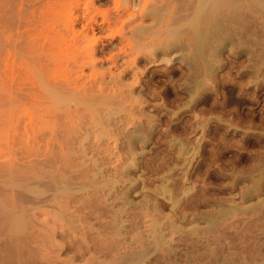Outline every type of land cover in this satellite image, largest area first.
Wrapping results in <instances>:
<instances>
[{
  "label": "rangeland",
  "instance_id": "374dc122",
  "mask_svg": "<svg viewBox=\"0 0 264 264\" xmlns=\"http://www.w3.org/2000/svg\"><path fill=\"white\" fill-rule=\"evenodd\" d=\"M46 1L47 0H0V14H1L0 15V22H1L0 25H2V28L0 26V29H2V30H0V36H1L0 37V66H2L1 64H3V59H5L7 55H8V57H10V55H12V56L14 55L15 58L17 57V59L15 60L16 68L20 64L22 65L20 68H24V66H28L29 64H32V62L29 63V60H31V59L26 57L27 54L23 55V53H25L27 51L26 49H28V52H29V50L31 49L30 48L31 45H29V44L31 43L33 45L35 41L31 42L30 38H28V37H30V31L28 30L29 33L24 31L25 29L23 26H25V25L23 22L25 19H27L33 15L32 17L34 19L31 17V20H33L32 23H34L35 18L40 16L39 9L44 5L46 6V4L44 3ZM48 1H51V0H48ZM87 1L88 2L90 1L89 5H90V8L92 10L96 11L97 9H95V8H98L97 11L99 12V10L104 11V10H108V8H109L108 11H111L109 13H112L114 15H116L118 13L119 14L122 13L123 16L125 15V19H124L125 21L124 22H125L126 28L124 27L125 29L123 31L124 38H127L128 36H130L127 34H129L128 33L129 29L132 28L133 24L135 26H139V24H141L142 26H144V25L145 26H147V25L152 26V23H154L152 21V19H150L149 16H143L144 15V9L142 6L143 0H131L132 2H135L138 5L137 4L136 5H133V4L128 5L127 3H124V2H123V4L120 3V5H119L120 8L115 9V10H114V8H117V7L113 3V0H104V1L102 0V2L100 0H87ZM41 2L43 3V5ZM53 2L55 5L56 1L52 0L51 3L53 4ZM76 2L80 3L79 7H78L79 4L77 5ZM84 2L86 3L85 0L84 1H82V0H59V2H56L57 3L56 5H58L57 7H59L61 5V7H59L60 11L62 10V7L64 8L63 10H65V11L67 9L66 12H68V11L70 12L74 9L73 12L79 11L80 15H81V13L83 11V7H84V5H83ZM156 4L160 5V3H156ZM38 6H41V7L38 8ZM68 6L70 8H68ZM54 7H56V6H54ZM102 8H105V9H102ZM130 9H131V11H130ZM31 10H32L33 14H32V12H30ZM33 10H35L37 12L36 14H38V16L37 15H36V17L34 16L35 11H33ZM116 10H117V12H116ZM164 10H160L159 14L160 15L168 14V12H167L168 10L167 9L165 11ZM27 11L29 13H27ZM126 11H127V13H125ZM128 11L130 13H128ZM101 13L102 12H100L98 14L101 15ZM142 13H143V15H142ZM98 14L96 15V19H98L97 21L100 22L102 17ZM20 15H21V17H20ZM1 17H2V19H1ZM23 17H27V18L23 19ZM29 20H30V18H29ZM29 20L27 21V23L31 22V21L29 22ZM128 20L131 23L128 22ZM2 21H4V22H2ZM63 21H66L65 18ZM37 22L35 21V24ZM14 23H15V25H14ZM22 23H23V26H22L23 29H20L22 27H19L20 26L19 24L22 25ZM27 23H25V24L28 25ZM161 23H162V20L160 19L158 21V23L155 24V26L153 25L149 29L148 32H151L154 30L159 31V29H162L160 27L158 28V26H161ZM120 24H121V22H120ZM128 24L129 25L132 24V25L129 26ZM117 25H119V22H118V24H116V26ZM25 27H27V26H25ZM32 27H34V26H32ZM32 27H30V30L32 29ZM127 28H129V29H127ZM76 30H78V31L81 30V22L75 24V31ZM23 31H24V33H21ZM32 31H31V33H32ZM109 31L110 30H106L103 32L104 34L102 33V35H101V33H99V34H97V36L98 35L102 36L101 39L103 41L100 43V45L106 44V46L108 45L107 48H109L110 45L111 46L113 45L114 48L116 47L115 50L113 49V52L115 53V52H117V45L119 44V41H120L119 37L120 36L113 35L114 38H110L109 35L114 33V29H113V31L111 29V31H112V32L110 31L111 33H109ZM22 35H24V37ZM25 35H27L28 37ZM35 35H36V32H35ZM18 36H19V38H16ZM40 38L42 39L41 36H40ZM28 39L30 40V42H28L29 41ZM41 39H39V41H36V42L38 43V42L42 41ZM18 40H20V41L18 42ZM23 40H28V41H25V43L29 46L24 45L25 43ZM34 40H37V39H34ZM40 43H38L39 46L42 45V43H41V45H40ZM19 44H21V45H19ZM22 45H23V47H22ZM38 45L36 44V46H34V47H36V50L33 46H32L31 50L37 51ZM19 46H20V48H19ZM16 47H18V49ZM38 49H39V47H38ZM173 50L174 51H172V50L170 52L168 51V53L166 54L167 57L161 53L160 54L158 53L156 58H158V57L159 58L157 59V61H154L151 63H138V65H133L135 67L134 70H136V72H138V76L140 77L139 84H137L135 82V80H133L131 77L123 79L124 83L129 84V82L131 80L130 84H133V86H138V88L134 92V96L137 97L139 100H142L141 103L140 102H137V103L134 102V106H133L134 108L132 107L134 109V111H133V109H131V107L129 108L136 115L131 110L127 109V111L128 112L130 111L131 113H133L134 118H138L137 113L141 109L143 110V108H144V110H143L144 114L142 115V117H140V119L143 118L141 120H143V125L145 127V131L147 129H149L150 127H151L152 131L149 134L146 131L142 135V137L145 139V143L140 142L141 140L135 141V142H138V144H140V145L143 144V146H142V150H140L142 152L141 153L142 155L141 154H137L138 156L135 155V158H136L135 162L137 161L136 162L137 165L130 169L129 176L132 177V181L130 180L131 179L130 177H129L130 178L129 180L128 179L120 180L119 177L115 174L116 173L115 169H117L119 166H125V167L128 166L127 161L129 162L130 158L124 154L125 149H126L125 148L126 145L123 143L121 137H118L119 135L116 137L117 138L116 140L115 139L112 140L113 138L108 140V142L110 144L114 143V144H111L112 147L115 146L116 143L119 146V149H116V150L113 149L111 151V155H109L110 160L108 158V155H106V160L108 158V160H109L108 162L110 163V161H111L113 166H116V167H112L111 163L109 164L110 166L109 165L107 166L105 164L101 165V163L103 161L100 159H99V161L101 163L97 160V164L99 163L97 165V167L99 169H104V168H106V166L110 168L109 171L104 173V175L107 174V176L110 177V179L107 176L104 177V179H103L104 183H102V184L106 183V184H108L107 186H109L112 183V181H113V184H111L109 187L106 186L107 189L104 190L106 193L104 192L103 195L97 194L98 196L96 197L95 193L97 191H95L94 195H95V198H97V199L92 197L93 192L90 191V190H95L96 188L93 189V188L89 187V188L85 189V191L84 190L81 191L80 194H78V192L76 194L75 190H77V189H75L73 191L75 194L73 193L74 195H72V196L69 193H67L68 195L66 193H63L64 195L61 194L60 198H57V197H59V195H56L58 203H55V205L52 203V205H51V203L46 201V200L50 199V197L53 196L51 194H53L54 191H49L51 193L50 194V193H48V191L45 190V188L43 186L40 187L41 184H36V183H35L36 186L34 189V190H36V192H34V190L30 189V188H33V186L35 184L31 185L32 182L31 181L28 182V180H25L28 178V177L27 178H25V177L27 175H29L30 172L32 174L33 170H34L33 173L43 172V173H40L41 175L39 174L40 176H42V174H43V176L44 175L49 176V173L46 174L49 167L47 168V166L45 167L42 164L41 165L38 164V166H35L34 162L33 161H32L33 163L31 162L32 159H34L36 156L38 157L40 155L39 153H33V154H35V157H32L34 155H32L31 153H28L30 156V157H28L27 154H25V153L21 154V152H20L19 154H21V156L24 154L22 156V158L18 154L19 151L17 150V148L20 147V144L23 145L25 142L23 140H22L23 143L20 142L21 140H19V137L16 138L17 136H15V139H16V141H15L14 138H12V137L10 138L9 135L13 134V132H14V131H12L13 130L12 127H14V125L12 126V124L14 123L13 120L17 121V118H15V116L13 114H15V115L20 114V112H18L17 109H19V108L22 109L23 106L19 107V106H17V103H12L13 107H14V105H16V107H19V108L15 107L16 108V113H15L14 112L15 108H13L14 109L13 110L11 104H10L11 106H8L9 105L8 104L9 94H8L7 89L5 87L0 86L2 88H5V89L0 88V90L1 89L3 90V91L1 90L2 92L0 91V94L2 93L0 95V101L3 100L4 102H6L4 104L0 102L1 103L0 104V163L3 162V163H1L2 165L0 164V168L2 170L6 169L10 172L11 167L9 166V164H8V166H7V164L6 165L4 164V161L6 159H8V160H6L7 163L8 162L10 163L11 162L9 160L10 158L12 160L15 159L12 162H14V163L16 162L17 165H19V164L21 165V168L19 165L18 166L19 168H17V166H16V168H17L16 169L14 167L16 165V163H15V165L13 164L14 166L10 164L11 166H13L16 169V170H13L15 172V173L14 172L13 173L16 174V172H17V174L20 175V176L16 175L15 177L12 178V175H14V174L12 172H10L12 174V175H10V173H8V171H7L6 173L9 175L11 182L8 181L9 178H4L0 173V176H1L0 177V192H1L0 193V204H3V207H2V205H0V211H1L0 212L1 213L0 214V221H1L0 226H2V229L0 227V231H1V233H0V264H91V262H92V264H94V263L95 264H119V263L120 264H128V263L129 264H131V263L132 264H215V263L216 264H223V262H224V264H256V263L257 264H264V162H263L264 161V70L260 68L261 70L259 72H256L257 74L254 73L255 71H253V70H255V68L252 69L250 66H248L250 63H248L249 57L247 54L244 55L242 53V54L238 55L237 57L236 56L229 57L228 56L229 51L225 50L223 52L224 53L223 54V56H224L223 63L224 64L222 63V67L220 69L216 70L215 75H213V77H211L210 80L208 79V86H207V88L203 89L204 93L197 95L198 98H196L193 103H190L191 101L189 100L190 98L188 96V91L186 90V88L184 86L185 85L184 83L188 81V78H186V77H188V75H189V73L187 71L188 66H187V64H185V59H184L185 56H182L183 54H185V52H184L185 49L182 51L177 50V49H173ZM21 51H23V53H21ZM18 52H19V54H21L20 56H22L24 58L20 57ZM28 52H26V53H28ZM7 53H9L10 55ZM29 53L31 54L33 52H29ZM29 53H28V56H29ZM226 54L228 57L226 56ZM100 55L97 56V59H99V58L102 59V57H105L103 55L108 56V54H103L102 56H100ZM33 56H31V57L33 58ZM105 58H103L104 63H100L99 65H97V69L99 71H102V70L106 71L107 70L106 68L108 67L107 66L108 62L105 61ZM128 58H130V57H127L126 59H128ZM27 59H29V60L27 61ZM164 59H166V60H164ZM167 59H169V60H167ZM122 60H125V59H120L119 62H121ZM31 61H33V60H31ZM26 63H28V65ZM34 65H36V63ZM139 66H141V67H139ZM243 66H244V68L245 67H247V68L244 69V68H242ZM31 67H33V64L31 65ZM37 67H38V65H37ZM18 68H19V66H18ZM34 68H35V66L33 67V69ZM136 68H138V69H136ZM139 68H141V69H139ZM258 68H256V70ZM91 69L86 68L85 74L88 75V73L91 71ZM28 70H32V69L28 68ZM34 71H35L34 75L36 77L37 75L35 73L37 71L36 70H34ZM21 72H24V71L22 70ZM30 73H31V71H30ZM32 73H33V71H32ZM184 73L186 74V76L184 75ZM29 75H31V74H29ZM34 75L32 74L31 77H33ZM39 75H41V73ZM214 76H216V77H214ZM183 77L186 80H184ZM217 78H219V79H217ZM0 79H1V77H0ZM36 79L39 80L38 76ZM37 80H36V82L39 84V81L41 82V80H39V81H37ZM33 81H35V79ZM148 84L150 85V87L148 86ZM153 84H155V85H153ZM142 86H145V87H142ZM149 90H150V92L153 91L151 93H155L154 94L155 96L153 97L155 99H153L152 97L150 98V94L147 93V91H149ZM3 93H5V94H3ZM6 94H8L7 98H6ZM140 94H142V95L144 94L143 97H141L142 95L140 96ZM145 94H146V96H145ZM2 95L4 96V98H6V100L3 97L1 99ZM187 97H188V99H186ZM147 99L149 101H152V102L149 103V101H146ZM144 100H145V103H143ZM139 105L141 108L139 107ZM5 108H7V109L5 110ZM25 108H29V106L25 107ZM29 109H31V108H29ZM5 111H6V113H5ZM19 111H22L25 113V111H23V110H19ZM33 111H34V109H33ZM33 111H30V112H33ZM127 111H125L124 114ZM144 111H146V112H144ZM11 112H13V113L11 114ZM148 112L150 113L149 114L150 116L147 115ZM9 113L11 115H9ZM6 114L9 115L8 117L11 116L12 118L10 119L7 117V119H6V116H7ZM121 114H123V113H121ZM144 115L145 116L147 115V116L144 117ZM151 115H153L154 117ZM18 116L19 115H16V117H18ZM20 116H19V118L21 119ZM24 117H23L24 119L22 118L23 122H21V120L18 118V120L20 121V125L17 124V122L15 121V123L18 125V127L19 126L21 127V126H23V124H25V119H27V118H26V116H24ZM6 120L8 121V123ZM9 121H10V124H9ZM21 128H23V127H21ZM19 130H21V129H19ZM19 132L20 131H18V133ZM14 135H15V133H14ZM5 137H6V139H5ZM8 137H9V139H8ZM146 137H148L149 139H146ZM118 139H120L122 142ZM147 140H148V142H147ZM11 141L16 142L15 143L16 145L14 144V146H16V147H14V149L11 148L13 146H10V145H13V142H11ZM17 141L20 144L19 143L17 144ZM119 141L122 144H120ZM40 143L42 144V142H40ZM181 145L186 146L183 149L184 150L183 155L179 154V152L182 153L180 151V149L182 150ZM25 146L26 145H24L23 147L21 146V147L24 148ZM20 148H18V149H20ZM10 150L12 152H14V157L18 154L19 155L18 157H20V160H17V159H19V158H17V156L15 158H12L13 156L9 158L7 156V154H10L9 153ZM2 154H4V155H2ZM11 154H13V153H11ZM5 155H6V157H5ZM25 155L28 158L25 157ZM117 155H118V157H117ZM89 156H90V154H89ZM37 157H36V159L39 158V160H40V156L38 158ZM42 158H43V156H42ZM95 158L96 157H94V159ZM120 158H122V160ZM2 159L3 160L5 159V160L3 161ZM115 159H117V160H115ZM6 161H5V163H6ZM28 163L34 164L35 167L32 166V164L29 165ZM124 164H126V165H124ZM163 164H164V166H163ZM23 165L26 166V167H24V169L27 168V169H30V171L28 172L27 169L22 170ZM103 165H105V166H103ZM159 165H161V166H159ZM29 166H30V168H29ZM31 166L34 167L36 170L35 169L32 170ZM42 166H43V168H42ZM178 166H180V167H178ZM260 166H261V168H260ZM13 167H12V169H13ZM38 167H40V168H38ZM44 167H45V169H44ZM159 167H160V169H159ZM51 168H50V170H51ZM111 168H112V170H111ZM113 168H115V169L113 170ZM18 169H21V170L18 171ZM38 169H40V170H38ZM6 170H3V171L5 172ZM161 170L165 173H163ZM20 171H26V172L18 173ZM51 171L53 172V169ZM51 171H49V172H51ZM176 171H177V173H176ZM0 172H2V171H0ZM6 173L5 174L2 173V174L5 175V177H6ZM38 173H36V174H38ZM51 173H50V176H52L53 178L56 175L58 176V174H55L54 172H53L54 176H53V173H52V175H51ZM151 173H153L154 175ZM157 173L160 175V178L158 177L159 175ZM23 174H24V177L21 178V179H23V183L16 185V183L18 184L19 181H21L20 177H22L21 175H23ZM171 174L173 175V177ZM8 175H7V177H8ZM165 175L169 178L168 179L165 178ZM17 176L20 180L17 178ZM57 176L55 179L59 178ZM111 177L116 179L115 184H114L115 180L112 179V181H111ZM15 178L18 179V181L14 180ZM45 179L48 180L47 178H45ZM175 179H177V180H175ZM117 180H118V182H117ZM123 180H124V182H123ZM165 180H166V182H165ZM4 181H6V182H4ZM13 181H16V183ZM105 181H107V182H105ZM258 181H260V183ZM8 182H10V183H8ZM65 182H66V180H65ZM131 182H133L134 184ZM256 182H257V184H255L256 185L255 188L256 189L258 188L259 189V190L257 189L258 191L254 188V183H256ZM12 183L15 184L16 190H15V188L13 189L14 186ZM29 183H31V184H29ZM6 184L7 185L9 184V186H7ZM24 184H25V186L27 185V187H26V190L23 192L22 189L24 188ZM79 184L77 183L78 186H79ZM168 184H169L168 188L172 187L169 190L170 191L173 190L171 194H170V192L168 194L170 195V197H172V196L174 197V198L172 197L174 199V201L177 200L176 204H173L174 201L170 199V197L167 193H166V195H163L164 197H160V196H162V194L158 195L159 198H158V196H155L162 189L163 186L167 187ZM175 184H177V186H175ZM20 185H22L21 191H20V188H17ZM28 185H30V187ZM77 185H75V186L77 187ZM159 185L160 186L162 185L161 188ZM10 186L12 188L9 190ZM71 186H73V185H70V188H71ZM257 186H259V187H257ZM37 187L38 188L40 187V189L38 190ZM5 188H7V189H5ZM109 188H111V189H109ZM149 188H150V190H149ZM248 188H251L249 190H251L250 191L251 194L253 193L252 196H251V194H249L250 196L248 195ZM155 189H157V190H155ZM7 190H8V192H7ZM11 190H12V192H11ZM17 190H19V191H17ZM31 190L34 192V195L32 194L33 192ZM42 190H44L45 193ZM252 190L257 191L258 193L257 192L254 193V192H252ZM13 191H16V194L13 193ZM39 191L42 192L43 194L41 196V194L39 193V198H37L36 193ZM113 191L115 192V194ZM19 192H20V194H18ZM27 192L29 193L28 196L30 197V200H27V198L29 199V197L27 196ZM108 192H110V193L108 194ZM154 192H157V193H154ZM180 192H182V193L180 194ZM183 192H186V194ZM21 193H23V194H21ZM82 193H83V195H82ZM119 193H120V195H119ZM125 193H127V196H128V203L127 202L124 203V201L122 199H120L121 195H124ZM144 193H147V194H144ZM14 194L16 195V196H14L15 198L18 197L17 194L19 195V198H18L19 200L17 198H16V200H18L20 202H16L15 198L13 197ZM30 194L32 197L30 196ZM65 194L68 197L71 196L72 199H71V197H69L70 200H66L65 198L67 196ZM150 194H153V195L151 196ZM244 194H246L247 196L245 197ZM24 195L27 196V198ZM62 195L64 196V201L62 199L63 198ZM78 195H82L83 199H81V197L77 198L76 196H78ZM146 195H147V197H146ZM4 196L6 198H3ZM99 196L102 198L100 199ZM116 196H118V197H116ZM144 196H145L146 200L143 199ZM149 196H150V198H149L150 201H151V197H152V200H153V201H151L152 203H150L148 200ZM34 197H35V199H37V201L34 200ZM73 197L74 198L76 197L79 201L76 198L73 199ZM114 197L117 199L115 200ZM153 197H155L156 199H154ZM243 197H244V201L242 199ZM89 198L92 200H90ZM103 198L106 199L107 201L104 200ZM118 198L120 199L121 203H120ZM246 198H247V200H245ZM88 199L91 202L93 201V199H95L93 201L94 203H96V201L98 199H100V202L98 200L97 203H99L101 205V207L97 203H96V205H98L99 207L98 206L96 207V205L94 206L93 203H91ZM102 199H103V201H102ZM60 200H62V201L59 202ZM71 200H73V201H71ZM113 200H115V201H113ZM138 200H141L143 202L138 201ZM43 201H44V203H43ZM82 201L85 203L82 204L83 203ZM146 201H148V202H146ZM170 201H172V202H170ZM1 202H3V203H1ZM4 202H5V204H4ZM9 202H11V203H9ZM35 202H37V205L39 204V209L35 205ZM101 202H103V204L104 203L105 204L102 205ZM110 202H111V204H110ZM185 202H186V204H185ZM240 202H242L241 203L242 205L240 204ZM261 202L263 204H261ZM31 203L34 204V206L31 205ZM62 203H65L64 205L66 207ZM86 203H89V205L87 204L89 207L87 205H85ZM135 203L137 204V206H135ZM171 203H172V205H171ZM252 203H254L255 205L257 204L258 206L256 207L253 204V206H254V208H253V206H251ZM13 204L19 208L21 206H24V205H26V206L22 207L24 209L21 208V210H19V212H18L17 207H15ZM27 204H28V206H27ZM145 204H146V206H145ZM228 204L229 205L232 204V206L230 205L231 207H234V206L237 207L238 204H240V208L250 207L251 209L249 208L246 210L244 208V210L242 209L244 212H242L240 209H239L240 211H238L236 209L237 212H239V213L241 212L240 213L241 215L238 213L239 216L236 214L237 212L235 209L233 212H236V213H234V214L233 213L232 214L226 213L227 214L226 215V214H224L225 212L223 213L220 210H223V209L226 210L227 207L229 208ZM233 204H236L237 206L233 205ZM5 205L7 206V208ZM60 205L63 208L60 207ZM81 205H83L84 207ZM90 205H92V206H90ZM132 205H133V207H132ZM226 205H227V207H226ZM4 206L6 209H8L7 211H6V209L4 210ZM8 206H11V209H9ZM134 206H135V208H134ZM172 206H173V210H172ZM12 207L13 208L15 207L16 210H15V208H14V210L17 211L18 213L13 211L15 213L13 215V212H11L13 210ZM30 207H31V209H30ZM81 207H82V210H81ZM104 207L107 209V211H105ZM108 207H110V208L108 209ZM113 207L115 209H118V210L113 209ZM121 207L124 209H122ZM169 207H171V208H169ZM181 207H182V209H181ZM221 207H223V208L220 209ZM231 207L229 208V210H231ZM259 207H260V211H259ZM43 208H44V210H43ZM53 208L54 209L57 208V209H55V211H54ZM60 208L62 210H60ZM89 208H91V209H89ZM95 208H97V209L100 208V209H98L99 210L98 211ZM228 208H227L226 212H230L228 210ZM101 209H104V211H101ZM161 209L163 211H161ZM95 210H96V212H95ZM109 210H110V212H109ZM122 210H124V211L122 212ZM127 210H129V211H127ZM143 210H144V212H143ZM214 210H217V211L219 210L218 212H220V215L222 213L223 214L221 216L219 215V217H221V218L218 217L219 218L218 219L216 217L217 220L215 219V221H211V220H209V218L213 217L215 214H218L217 211H214ZM2 211H3V213H2ZM8 211H10V212L8 213ZM39 211H41L42 214ZM93 211L96 214L91 213ZM147 211H149V212L147 213ZM150 211H151V213H150ZM171 211L173 214L170 213ZM20 212H24V213H20ZM28 212H29V214H28ZM44 212H46V213H44ZM64 212H65V214H64ZM88 212H90V213H88ZM112 212H113V214H112ZM175 212H176V214H175ZM39 213H40V216H39ZM59 213H61V214H59ZM66 213H67V215H66ZM121 213H123V214H121ZM199 213L201 216L198 215ZM6 214L8 215L7 216L8 220H6V218H5ZM18 214H23L25 216H22V215L19 216ZM99 214H101V215H99ZM109 214L111 216L112 215L113 216L111 217V216H109ZM181 214H185V215H181ZM202 214H204L205 217ZM248 214H249V216H248ZM9 215H11V217L16 219L15 222L20 219L19 217H21L20 220L22 221V218L24 217L23 218L24 224L21 225L20 229L15 228L16 224H15L13 218L11 219ZM15 215L18 216L19 219L14 217ZM36 215H37V217H36ZM46 215H49V216H46ZM91 215H93V216H91ZM103 215H105V216L103 217ZM116 215L118 217H116ZM172 215L173 216L175 215V216L173 217ZM26 216L27 217L30 216V217L27 218ZM48 217H49V219H47ZM80 217L84 220H82ZM101 217H102V219H101ZM120 217H122V218H120ZM128 217H129V219H128ZM150 217H151V219H150ZM152 217H154V218L152 219ZM158 217H161L162 220H159L160 218H158ZM171 217H173V218H171ZM182 217H183V219L185 217L186 218L183 220ZM201 217H202V219H201ZM37 218H39V219H37ZM69 218H70V220H69ZM118 218H119V220H118ZM165 218L166 219L168 218V220H166ZM30 219L33 220V222H30L29 221ZM35 219H36V221H35ZM120 219H122V220L120 221ZM155 219H156V221H154ZM230 219H231V221H230ZM24 220L25 221L27 220L28 222L26 221L27 222L26 223V222H24ZM41 220H44V221H41ZM142 220H143V222H142ZM152 220H153V222H151ZM4 221L6 222L7 226H5ZM11 221H13V223ZM34 221L38 224V226L40 225L39 226L40 228L38 226H36V227L34 226V228H32L33 225H37ZM81 221L83 222L84 225L82 224ZM84 221H85V223H84ZM161 221H162V224H161ZM7 222H8V224H7ZM40 222L41 223L44 222V224H41ZM61 222L64 224H62ZM68 222H69V224H68ZM103 222H105L104 225L109 223L108 225H106L109 227L104 226ZM106 222H108V223H106ZM114 222H116L117 224ZM121 222L123 223L124 226L122 225ZM149 222H151V223H149ZM10 223H12L11 224L12 227L10 229H8L9 228L8 225H10ZM28 223L30 224L29 226H28ZM137 223H138V225H137ZM152 223H154L153 226L156 223H157L158 227L160 226L159 227V229L161 231V232H159L160 235L163 233V235H161L162 237L160 235L157 239L155 237L156 240L154 242H152L153 241V239H152L153 234L151 235V233H154V230H152V228H155L157 225L154 227H151ZM173 223H174V225H172ZM80 224H82V225H80ZM112 224H114V226ZM175 224H176L177 228L175 227V229H173ZM196 224H197V226H196ZM219 224H220V226H219ZM251 224H252V226H251ZM25 225H26V227H25ZM43 225H45V226H43ZM46 225H47V227H46ZM62 225L63 226L65 225L64 226L65 228ZM67 225H69L70 227L69 226L67 227ZM116 225H118V226L116 227ZM41 226H42V228H41ZM51 226H53V227H51ZM71 226L73 229L71 228ZM84 226H86V227H84ZM94 226H95V229H94ZM171 226H173V228ZM178 226H180V228ZM81 227H82V229H81ZM203 227L206 229H203ZM26 228H28L27 229L28 231H26ZM29 228H30V230H29ZM31 228H32V231L34 230L33 231V234L35 233L34 236H33V234L30 233V232H32ZM46 228L48 230H46ZM107 228H109L108 230L110 232L106 231ZM120 228H121V230H120ZM145 228H147V229H145ZM161 228L162 229L165 228V230H162ZM182 228H184V229H182ZM245 228H246V230H245ZM7 229L9 230V232H11L10 230L12 229L13 234L7 232ZM40 229L41 230L44 229L46 231L45 232L43 230L40 231ZM49 229H50V231L51 230L53 231V229L55 231H53V233L51 231V233H50ZM85 229H87V230H85ZM178 229H180L179 232H178ZM188 229H191V231H192V232L191 231L189 232L190 234H187L189 231ZM18 230L19 231L21 230L22 233L20 234V232ZM24 230H25V232H24ZM35 230H36V232H35ZM146 230H148V231H146ZM149 230L150 231L152 230L153 232L151 231V233H150ZM181 230L183 231V233ZM96 231H97V233L98 232L99 233L97 234ZM135 231H137L138 233ZM172 231H174V233ZM176 231L178 232V234H176L177 233ZM37 232L39 233V236H38ZM40 232H41V234H40ZM78 232H80V233H78ZM143 232H144V234H143ZM64 233H65V235H64ZM149 233H150V236L148 235ZM28 234H29V236H27ZM116 234H117V236H116ZM127 234H129V235H127ZM165 234H166V236H165ZM31 235H32V237H31ZM135 235H137L136 238H135ZM15 236H17L16 241H15L16 238H14ZM53 236H55V237H53ZM145 236L147 237L146 238L147 241L144 240ZM197 237H198V239H197ZM36 239L38 240L37 243H36ZM49 239L51 242L49 241ZM27 240L28 241L30 240V241L27 242ZM41 240H43L44 244H42ZM104 240H105V242H104ZM142 240H144V241H142ZM159 240H160L161 244H160ZM163 240H164V242H163ZM215 240H216V242H215ZM87 241H88V243H87ZM118 241H120V242H118ZM156 241L160 244V245L158 244L157 247H156V244H157ZM10 242L11 243L13 242L14 244L13 243L11 244ZM31 242H33V245ZM166 242H167V244H166ZM21 243H22V245H21ZM102 243H104V246L102 245ZM136 243L138 244V246ZM150 244H152V245H150ZM15 245L18 248L15 247ZM111 245H112V247H111ZM130 246H133V247H130ZM143 246H144V248H142ZM169 246H171V247H169ZM12 247H13V249H12ZM19 247H20V249H19ZM38 247H39V249H36ZM126 247L128 249H126ZM28 248L29 249L33 248V249L29 250ZM109 248H111V249H109ZM107 249H109V250H107ZM102 250H104V251H102ZM129 250H131V252ZM169 250H171V251H169ZM19 251H20V253H19ZM113 251H115L117 255ZM118 251H120V252H118ZM134 252H135V254H134ZM140 253H141V255L139 256ZM216 254H217V257H216ZM131 255H133V256H131ZM22 256H23V258H22ZM91 256H93L94 258ZM113 256H117L118 258L113 257ZM128 257H129V259H128ZM133 257H134V259H133ZM142 257L144 259H142ZM21 258H22V260H21ZM112 258H113V260L115 258V260H114L115 262L112 260ZM136 258L137 259L139 258V259L137 260ZM89 259H91V260L89 261ZM117 259H119L120 262ZM224 259H225V261H224ZM129 260H130V262H129ZM259 260H261V261L259 262ZM254 261H256V262L254 263Z\"/></svg>",
  "mask_w": 264,
  "mask_h": 264
},
{
  "label": "bare ground",
  "instance_id": "6f19581e",
  "mask_svg": "<svg viewBox=\"0 0 264 264\" xmlns=\"http://www.w3.org/2000/svg\"><path fill=\"white\" fill-rule=\"evenodd\" d=\"M52 1V0H51ZM51 1H46L44 2L46 4V6H38L41 7L39 9V14L40 16H38V14H36L37 12L35 10V13H34V16L36 17V15L38 17L35 18L34 20V23H32L33 20H31V17L30 20L29 18L27 17H23L24 18H27L29 20L30 23H27V19L24 20V25L27 26H23V23L22 25L19 24L20 26L19 27H24V31H26L27 33H29L30 31V40L31 42H36V41H39L40 36L42 37V41L38 42L40 43L41 46L38 45V43L34 42V44L32 45L31 43L29 45L30 48L32 49V46H36V44L38 45L37 47V51H34V50H29V52H33V53H29L28 52V49H26L25 51L29 53V56H28V53H23V51H21V53L24 54H27L26 57L30 58L31 60L27 59V61L29 60V63L32 62L33 64V67L35 66V68L33 69V67H31L32 64H29L26 63L28 66H24V68L27 70H25L24 68H20L22 65H18L17 68H16V62L15 60L17 59V57L15 58V56L13 57L12 55H10V57H8V55L6 56L5 59H3V64H1L2 66H0V86L2 87H5L8 91V94H9V99H8V106H11L12 105V109L16 107V105H14L13 107V104L12 103H17V106L19 107H22L23 108H19V107H16V108H19L17 109L18 112H20V114H16V115H21V119L18 117H16L15 114H13L15 116V118H17V124L20 125V121L18 120V118L21 120V122H23V119L25 118L24 116H26L27 119H25V124H23V128H20L18 127V125L15 123V121L13 120V122L16 124H12V126L14 125L13 130V134L9 135V137L11 138H14V140L16 141L15 139V136H17L16 138L19 137V140H21L20 142L23 143V141L25 142L23 145H21L18 141H17V144L19 143L20 144V147L26 145L24 148H20L17 150L19 151L18 154L21 152L22 153H25L29 156L28 153H31L32 157H35V154L33 153H39L40 155V160H39V156L37 157L38 159H36V157L34 159H30L31 162L33 161L35 166H38L39 165H43V166H47V168L49 167L48 171L46 172V174L49 173V176H40L41 174L40 173H43V172H36V173H33L35 169L34 167V164L32 163H28L29 165L32 164V174L30 172V176L27 175L25 178V180H28L32 182L29 183L31 185H34L35 183L36 184H41V186H43L45 188L46 191H48V193H50L49 191H54L52 197H50V199L46 200L48 202L52 203L55 205V203H58V200L57 198H60V195L63 194V193H69L72 195H74L75 193L77 194H80L81 191H85V189L91 187L95 190H90L91 192H93V195L92 197L95 198V195L96 197L101 194L103 195L104 194V190L107 189V187H109L111 184H113V180L114 181V184L116 182V179L112 178L111 177V181L112 183L107 186L108 184H102L104 183L103 179L104 177L107 176L104 175L105 172L109 171V167H107L110 163L108 162L110 160L109 158V155H111V151L114 149H119V146L117 145V143L115 144V146L112 147L111 144H114V143H109L108 140L112 139V140H116L117 136L118 137H121L123 143L126 145L125 146V155L127 157L130 158L129 162L127 161V165L128 166H119L117 169L113 168V170L115 169V174L119 177L120 180L122 179H130L132 181V177L129 176L130 174V169L134 166L137 165V161L135 162L136 158H135V155L137 154H141L142 152L140 150H142V145L138 144V142H135V141H139L141 140L140 142L142 143H145V139L142 137V135L147 131V133L149 134L152 129L151 127L149 129H147L145 131V127L143 125V118L140 119V117H142V115L144 114L143 113V110L141 109L138 113H137V117L138 118H134V102H140L142 100H139L137 97L134 96V92L136 91V89L138 88V86H133V84H129L128 83H124L123 82V79L124 78H128V77H131L133 80H135V82L137 84H139L140 82V77L138 76V72H136V70H134V66L133 65H138V63H151V62H154V61H157V59L159 58H156L158 53L160 54H163L166 56V54L168 53V51L170 52L171 50L174 51L173 49H177V50H184L185 49V54H183L182 56H185L184 59H185V64H187V71L189 73L188 77V81L185 82L184 86L186 88V90L188 91V96H189V101L190 103H193L194 100L197 97V95L201 94V93H204L203 92V89L207 88L208 86V79L210 80L211 77H213V75H215V72L217 69H220L222 67V63H223V52L225 50L229 51L228 52V56L231 57V56H238L240 54H247L248 55V59H249V62L250 63L248 66H250L252 69L255 68V71L254 73L256 72H259L261 69L264 70V0H143V9H144V15L142 13L143 16H149L150 19H152V21L154 23H152V26L155 24L158 23V21L161 19L162 20V23H161V26H158V28H162V29H159V31H151V32H148L149 29L152 27L151 25L150 26H142L141 24H139V26H135L133 23L130 24L132 25V28H127L129 29V34L127 35H130V36H126L127 38H124V29L126 28L125 27V15L123 16V14H112V13H109L111 11H108V10H104V11H101L99 10V12L97 11L98 8H95L97 9L96 11L95 10H92L90 8V5H89V2L87 0L86 3L84 2V7H83V11L80 15V12L79 11H66L63 10L64 8L62 7V10L60 11L59 7H61V5L59 7H57L58 5H56L57 3L56 2H59V0H55V5H54V2L53 4L51 3ZM54 1V0H53ZM84 1V0H82ZM102 2V0H100ZM104 1V0H103ZM124 3H127L128 5L129 4H133V5H136L137 3L135 2H132L131 0H113V3L116 5L117 8H114L115 9H118L120 8L119 5L120 3L123 4ZM42 3V2H41ZM40 3V4H41ZM78 7L80 6V3L76 2ZM106 3V2H105ZM111 3V2H110ZM156 3H160V5L156 4ZM39 4V3H38ZM37 4V5H38ZM100 4V3H99ZM43 5V3H42ZM132 5V6H133ZM138 5V4H137ZM56 6V7H54ZM70 6V5H69ZM68 6V8H70ZM131 6V7H132ZM136 7V6H135ZM37 8V9H38ZM43 8V9H42ZM57 8V9H56ZM77 8V7H76ZM36 9V8H35ZM45 9V10H44ZM102 9H105V8H102ZM107 9V8H106ZM123 9V8H122ZM121 9V10H122ZM135 9V8H134ZM133 9V10H134ZM168 10V14H163V15H160L159 14V11L160 10ZM164 10V11H165ZM131 11V9H130ZM32 12V10L30 11ZM41 12V13H40ZM96 12V13H95ZM102 12L101 15L98 14V13ZM117 12V10H116ZM124 12V11H123ZM2 13V12H1ZM19 13V12H18ZM21 13V12H20ZM27 13H29L27 11ZM127 13V11L125 12ZM128 13H130L128 11ZM24 14V13H23ZM33 14V12H32ZM100 15L102 17L101 21L98 22L96 19V15ZM112 14V15H111ZM1 15V14H0ZM25 15V14H24ZM128 16V15H127ZM132 16V15H131ZM19 17V16H18ZM21 17V15H20ZM130 17V16H129ZM128 17V18H129ZM11 18V17H10ZM33 18V17H32ZM39 18V19H38ZM65 18L66 21H63ZM2 19V17H1ZM20 19V18H19ZM34 19V18H33ZM38 19V20H37ZM13 20V19H12ZM27 20V21H26ZM19 21V20H18ZM17 21V22H18ZM26 21V22H25ZM35 21L37 22L35 24ZM119 22V25L116 26V24H118ZM144 21V20H143ZM4 22V21H2ZM22 22V21H21ZM20 22V23H21ZM81 22V30H76L75 31V24L77 23H80ZM121 22V24H120ZM128 22H130L128 20ZM1 23V22H0ZM25 23H27L28 25H26ZM131 23V22H130ZM135 23V22H134ZM8 24V23H7ZM31 24V25H30ZM33 24V25H32ZM36 26H35V25ZM15 25V23H14ZM18 25V24H17ZM16 25V26H17ZM129 25V24H128ZM129 25V26H130ZM160 25V24H159ZM1 28H2V25H0ZM34 26V27H32ZM18 27V26H17ZM16 27V28H17ZM20 28V29H23ZM30 27H32V29L30 30ZM125 27V28H124ZM128 27V26H127ZM19 29V28H18ZM19 29V30H20ZM27 29V30H26ZM113 31L114 29V33H112L111 35H109L110 38H114L113 35H118L120 36L119 39V46L117 45V52H113V49L115 50V48L113 47V45L109 48H107L106 44L104 45H100V43L103 41L101 38L102 36L98 35L99 33H102L106 30H110ZM126 29V30H127ZM2 30V29H0ZM6 30V29H5ZM8 30V29H7ZM17 30V29H16ZM29 30V31H28ZM33 30V31H32ZM15 31V30H14ZM21 32V33H24ZM32 31V33H31ZM109 31V33H111ZM25 32V33H26ZM34 32V33H33ZM35 32H36V35H35ZM126 32V31H125ZM16 33V32H15ZM19 33V32H18ZM34 36H33V35ZM104 34V33H103ZM29 35V34H28ZM24 37V35H22ZM33 36V37H32ZM1 37V36H0ZM22 37V38H23ZM35 37V38H34ZM39 39H38V38ZM105 37V36H104ZM3 38V37H2ZM5 38V37H4ZM9 38V37H8ZM16 38H19L16 37ZM7 39V38H6ZM27 39V38H26ZM34 39H37V40H34ZM17 40V39H16ZM29 40V39H28ZM28 40H23L24 43L25 41H28ZM30 40L28 42H30ZM7 41V40H6ZM20 40H18L19 42ZM17 42V41H16ZM17 42V43H18ZM3 43V42H2ZM113 43V42H112ZM23 44V43H22ZM21 45V44H19ZM24 45H27L26 43ZM27 45V46H29ZM26 46V47H27ZM23 47V45H22ZM18 49V47H16ZM20 48V46H19ZM35 50H36V47H34ZM33 48V49H34ZM22 49V48H21ZM176 50V51H177ZM18 51V50H17ZM179 51V52H180ZM20 52V51H19ZM18 52V54H19ZM13 54V53H12ZM101 54V55H100ZM103 54H108L107 55H103ZM178 54V53H177ZM21 54H19L20 56ZM34 55V56H33ZM105 56V57H102V59H97V56ZM246 55V56H247ZM18 56V55H17ZM33 56V58L31 57ZM227 56V54H226ZM227 56V57H228ZM22 57V56H20ZM25 57V58H26ZM127 57H130L128 59H126ZM167 57V56H166ZM24 58V57H22ZM103 58H105V61L108 62V67L106 68L107 70L106 71H99L97 69V65H99L100 63H104V60ZM162 58V57H161ZM120 59H125V60H122L121 62ZM163 59V58H162ZM170 59V58H169ZM167 59V60H169ZM232 59V58H231ZM5 60V61H4ZM103 60V61H102ZM166 60V59H164ZM225 60V59H224ZM228 60V59H227ZM234 60V59H233ZM241 60V59H240ZM26 61V62H27ZM235 61V60H234ZM36 65H34L35 63ZM170 62V61H169ZM182 62V61H181ZM184 62V61H183ZM225 62V61H224ZM233 62V61H232ZM243 62V61H242ZM241 62V63H242ZM25 64V65H26ZM224 64V63H223ZM234 64V63H233ZM238 64V63H237ZM247 64V63H246ZM38 65V67H37ZM102 65V64H101ZM151 65V64H150ZM236 65V64H235ZM225 66V65H224ZM239 66V65H238ZM237 66V67H238ZM260 66V67H259ZM37 67V68H36ZM141 67V66H139ZM152 67V66H151ZM231 67V66H230ZM259 67V68H258ZM28 68L32 69V70H28ZM86 68H92L91 71L87 74H85V69ZM172 68V67H171ZM184 68V67H183ZM244 68V66L242 67ZM247 68V67H245ZM244 68V69H245ZM250 68V69H251ZM256 68H258L256 70ZM261 68V69H260ZM100 69V68H99ZM138 69V68H136ZM141 69V68H139ZM24 71V72H21V71ZM34 70H36L37 72L35 73L39 80H41V82L39 80H37V76L35 77L34 75ZM114 70V71H113ZM168 70V69H167ZM247 70V69H246ZM31 71V73H30ZM33 71V73H32ZM41 75H39L40 73ZM117 71V72H116ZM116 72V73H115ZM177 72V71H176ZM250 72V71H249ZM218 73V72H217ZM253 73V72H252ZM31 74V75H29ZM32 74L34 75L33 77ZM183 74V73H182ZM251 74V73H250ZM257 74V73H256ZM184 75L186 76V74L184 73ZM255 75V74H254ZM41 78H40V77ZM184 76V77H185ZM260 76V75H259ZM152 77V76H151ZM150 77V78H151ZM183 77V79H184ZM216 77V76H214ZM262 77V76H261ZM32 78V79H31ZM245 78V77H244ZM258 78V77H257ZM35 79V81H33ZM219 79V78H217ZM253 79V78H252ZM39 81V84L36 82ZM128 80V79H127ZM126 80V81H127ZM186 80V79H184ZM250 80V79H249ZM255 80V79H254ZM182 82V81H181ZM214 82V81H213ZM250 82V81H249ZM256 82V81H255ZM183 83V82H182ZM218 83V82H217ZM141 85V84H140ZM155 85V84H153ZM148 86L150 87V85L148 84ZM0 87V88H2ZM142 87H145V86H142ZM172 87V86H171ZM5 88H2V89H5ZM1 89V90H2ZM0 90V91H1ZM3 91V90H2ZM1 91V92H2ZM5 91V90H4ZM158 91V90H157ZM171 91V90H170ZM140 92V91H139ZM144 92V91H143ZM153 92V91H151ZM150 90L147 91V93L150 94V98L154 97L155 93H151ZM137 93V92H136ZM146 93V94H147ZM157 93V92H156ZM2 94V93H1ZM0 94V95H1ZM5 94V93H3ZM6 94V98H7V95ZM145 94V96H146ZM142 94H140L141 96ZM144 95V94H143ZM143 95L141 97H143ZM178 95V94H177ZM144 96V97H145ZM182 96V95H181ZM2 97L4 98V96L2 95L1 96V99ZM139 97V96H138ZM185 97V96H184ZM6 98H4L6 100ZM147 98V97H146ZM141 99V98H140ZM143 99V98H142ZM145 99V98H144ZM155 99V98H153ZM188 99V97L186 98ZM183 100V99H182ZM185 100V99H184ZM146 101H149L148 99ZM1 103H6L4 102L3 100L0 101ZM152 102V101H149V103ZM0 103V104H1ZM145 103V100L144 102ZM154 103V102H153ZM187 103V102H186ZM11 104V105H10ZM19 104V105H18ZM144 105V104H143ZM29 108H33L29 109V108H25V107H28ZM7 107V106H6ZM131 107V109H133V111L131 109H129ZM133 107V108H132ZM140 107V105H139ZM144 107V106H143ZM8 108V107H7ZM5 108V110L7 109ZM16 108H15V113H16ZM141 108V107H140ZM150 108V107H149ZM153 108V107H152ZM11 109V108H10ZM28 111H27V110ZM128 110H131L133 113H131L130 111L128 112ZM158 109V108H157ZM14 110V109H13ZM19 110H23L25 111L22 112V111H19ZM33 111V112H30V111ZM148 110V109H147ZM151 110V109H150ZM149 110V111H150ZM11 111V110H10ZM127 111L125 114L124 112ZM146 112V111H144ZM6 113V111H5ZM13 112H11L12 114ZM23 113V114H22ZM123 113V114H121ZM152 113V112H151ZM9 113V115H11ZM79 114V115H78ZM150 113L148 112L147 115H149ZM159 114V113H158ZM7 115V114H6ZM7 115L6 116V119L7 117L9 116ZM136 115V114H135ZM146 115V116H147ZM24 118H23V117ZM144 115V117H146ZM150 116V115H149ZM153 116V115H151ZM154 117V116H153ZM8 118H12L11 116L8 117ZM14 118V117H13ZM23 118V119H22ZM150 118V117H149ZM152 118V117H151ZM157 119V118H156ZM159 119V118H158ZM9 120V119H8ZM151 120V119H150ZM5 121V120H4ZM7 121V120H6ZM19 121V122H18ZM153 121V120H152ZM154 122V121H153ZM5 123V122H4ZM8 123V121H7ZM6 123V124H7ZM9 124H10V121H9ZM22 124V123H21ZM151 124V123H150ZM153 125V124H152ZM205 125V124H204ZM217 125V124H216ZM6 126V125H5ZM10 127V126H9ZM6 128V127H5ZM11 128V127H10ZM154 128V127H153ZM21 129V130H19ZM23 129V130H22ZM9 131V130H8ZM18 131H20L18 133ZM202 131V130H201ZM46 132V133H45ZM12 133V132H11ZM15 133V135H14ZM7 134V133H6ZM147 134V135H148ZM14 135V136H13ZM8 137V139H9ZM22 138V139H21ZM6 139V137H5ZM146 139H149L148 137H146ZM12 140V139H11ZM13 140V141H14ZM23 140V141H22ZM120 140V139H118ZM10 141V140H9ZM11 141V142H13ZM121 141V140H120ZM119 141V142H120ZM121 141V142H122ZM151 141V140H150ZM42 142V144L40 143ZM120 142V144H122ZM139 142V143H140ZM148 142V140H147ZM16 142H13V145H10V146H13L11 148L14 149V144ZM137 143V144H136ZM11 144V143H10ZM40 144V145H39ZM119 144V143H118ZM181 144V143H180ZM179 144V145H180ZM16 145V144H15ZM9 146V147H10ZM188 146V145H187ZM6 147V146H5ZM186 146L185 145H181V148L182 150L180 149V151L182 153L179 152V154H182L183 155V152H184V148ZM140 152H139V151ZM7 151V150H6ZM11 151V150H10ZM10 154H7V156L10 158H15L17 156V160H20V157H18L19 155L21 156V154H17L15 157H14V152H10ZM15 151V150H14ZM179 151V150H178ZM121 152V151H120ZM144 152V151H143ZM2 153V152H1ZM13 153V154H11ZM5 154V153H4ZM2 154V155H4ZM16 154V153H15ZM90 154V156H89ZM119 154V153H118ZM10 155V156H9ZM24 155V154H23ZM22 155V156H23ZM106 155H108V158L106 160ZM116 155V154H115ZM142 155V154H141ZM181 155V156H182ZM21 156V158H22ZM43 156V158H42ZM138 156V155H137ZM6 157V155H5ZM7 157V158H8ZM25 157H27L25 155ZM27 157V158H28ZM31 157V158H32ZM94 157H96L94 159ZM118 157V155H117ZM120 157V156H119ZM175 157V156H174ZM4 158V157H3ZM26 158V159H27ZM42 158V159H41ZM116 158V157H115ZM181 158V157H180ZM25 159V158H24ZM37 161H36V160ZM100 160H102L103 162L101 163ZM122 160V158H120ZM141 159V158H140ZM177 159V158H176ZM175 159V160H176ZM3 160V159H2ZM5 160V159H4ZM3 160V161H4ZM8 160V159H6ZM5 160V161H6ZM11 162L5 163L4 161V164L11 167V170L10 172H14L13 170H16L17 168H19L18 166L20 165H15L14 160H12L11 158L9 159ZM28 160V159H27ZM97 160L102 164H105L107 165L106 168L104 169H99L97 167ZM113 160V159H112ZM117 160V159H115ZM186 160V159H185ZM260 160V159H259ZM22 161V160H21ZM29 161V160H28ZM36 161V162H35ZM114 161V160H113ZM124 161V160H123ZM150 161V160H149ZM171 161V160H170ZM27 162V161H26ZM30 162V161H29ZM145 162V161H144ZM179 162V161H178ZM264 162V161H263ZM3 163V162H1ZM0 163V164H1ZM20 163V162H19ZM124 163V162H123ZM126 163V162H125ZM141 163V162H140ZM169 163V162H168ZM259 163V162H258ZM17 166V168L15 169ZM27 164V165H28ZM37 164V165H36ZM112 164V163H111ZM145 164V163H144ZM261 164V163H260ZM2 165V164H1ZM103 165V166H105ZM115 165V164H114ZM123 165V164H122ZM126 165V164H124ZM166 165V164H165ZM176 165V164H175ZM259 165V164H258ZM4 166V165H3ZM2 166V167H3ZM42 166V168H43ZM102 166V167H103ZM110 166V165H109ZM156 166V165H155ZM161 166V165H159ZM164 166V164H163ZM253 166V165H252ZM13 167V169H12ZM24 166L23 165V169L22 170H26L24 169ZM41 167V166H40ZM38 167V168H40ZM44 167V169H45ZM52 167V168H51ZM54 167V168H53ZM112 167H116V166H113L112 164ZM153 167V166H152ZM157 167V166H156ZM180 167V166H178ZM4 168V167H3ZM20 168H21V165H20ZM30 168V166H29ZM53 169V172L55 174H58L57 177H59L58 179H55L56 176H54V173L50 170ZM151 168V167H150ZM154 168V167H153ZM158 168V167H157ZM156 168V169H157ZM261 168V166H260ZM1 169V168H0ZM160 169V167H159ZM3 170H6V169H3ZM2 169L0 171L1 175L4 177V178H9L8 181H10V177L9 175L6 173L8 170H6L5 172L3 171ZM21 170V169H18V171ZM28 172L30 171V169H27ZM36 170V169H35ZM40 170V169H38ZM112 170V168H111ZM153 170V169H152ZM164 170V169H163ZM172 170V169H171ZM258 170V169H257ZM51 171L53 173V176H50V173L49 172ZM146 171V170H145ZM154 171V170H153ZM152 171V172H153ZM162 171V170H161ZM8 171V173H10ZM21 172H26V171H20L18 173H21ZM111 172V171H110ZM163 172V171H162ZM168 172V171H167ZM6 173V177L5 175L3 174ZM15 173V172H14ZM13 173V174H14ZM51 173V175H52ZM109 173V172H108ZM154 173V172H153ZM151 173V174H153ZM159 173V172H158ZM157 173V174H158ZM161 173V172H160ZM165 173V172H163ZM162 173V174H163ZM177 173V171H176ZM40 174V175H39ZM45 174V173H44ZM111 174V173H110ZM113 174V173H112ZM8 175V177H7ZM10 175H12L10 173ZM16 175L20 176L19 174H14L12 175V178L15 177ZM115 175V176H116ZM154 175V174H153ZM156 175V174H155ZM159 175V174H158ZM157 175V176H158ZM172 175V174H171ZM17 176V178H18ZM23 178L24 177V174L21 175ZM116 176V177H117ZM163 176V175H162ZM1 177V176H0ZM108 177V176H107ZM114 177V176H113ZM130 177V178H129ZM139 177V176H138ZM141 177V176H140ZM160 178V175L158 176ZM164 177V176H163ZM173 177V175H172ZM45 178H47L48 180H46ZM110 179V177H108ZM107 178V179H108ZM165 178H169L165 175ZM164 178V179H165ZM179 178V177H178ZM19 179V178H18ZM18 179H14L16 181H18ZM19 179V180H20ZM106 179V178H105ZM118 179V178H117ZM136 179V178H135ZM142 179V178H141ZM174 179V178H173ZM181 179V178H180ZM13 180V179H12ZM66 180V182H65ZM81 180V181H80ZM153 180V179H152ZM157 180V179H156ZM163 180V179H162ZM177 180V179H175ZM256 180V179H255ZM16 181H13L16 183ZM137 181V180H136ZM142 181V180H141ZM6 182V181H4ZM11 182V181H10ZM8 182V183H10ZM55 182V183H54ZM107 182V181H105ZM118 182V180H117ZM124 182V180H123ZM122 182V183H123ZM126 182V181H125ZM144 182V181H143ZM166 182V180H165ZM177 182V181H176ZM182 182V181H181ZM260 183V181H258ZM23 183V179H21V181H19V183L16 185H19ZM77 183L79 184V186L77 185ZM133 183V182H131ZM169 183V182H168ZM235 183V182H234ZM5 184V183H4ZM13 184V189L15 188L16 190V187H15V184ZM36 184L33 186V188H30L32 190L35 189V186ZM134 184V183H133ZM146 184V183H145ZM166 184V183H165ZM164 184V185H165ZM256 183H254V188L256 187ZM7 185V184H6ZM70 185H73L71 186L70 188ZM77 185V187L75 186ZM139 185V184H138ZM137 185V186H138ZM151 185V184H150ZM253 185V184H252ZM251 185V186H252ZM259 185V184H258ZM9 186V184L7 185ZM12 186V185H11ZM10 186L9 190L12 188ZM30 187V185H28ZM38 186V185H37ZM107 186V187H106ZM113 186V185H112ZM145 186V185H144ZM160 186V185H159ZM162 186V185H161ZM160 186V188H161ZM169 184L167 185V187L163 186L162 189L157 193V192H154V193H157V195L155 196H158L159 194L162 196L160 197H164L163 195H166V193L168 194L170 192V194L172 193V191H170L169 189L172 188H168ZM171 186V185H170ZM175 186H177V184H175ZM233 186V185H232ZM6 187V186H5ZM22 185L18 186L17 188H20V191H21V188ZM26 187L27 185L25 186L24 184V188L22 189L23 192L26 190ZM32 187V186H31ZM40 187L37 189L39 190ZM156 187V186H155ZM154 187V188H155ZM253 187V186H252ZM259 187V186H257ZM261 187V186H260ZM114 188V187H113ZM122 188V187H121ZM143 188V187H142ZM145 188V187H144ZM180 188V187H179ZM7 189V188H5ZM77 189V190H75ZM111 189V188H109ZM118 189V188H117ZM159 189V188H158ZM176 189V188H175ZM251 188H248V195L251 194V190H249ZM256 189V188H255ZM258 189V188H257ZM256 189V190H257ZM31 190V191H32ZM75 190V193L73 192ZM113 190V189H112ZM150 190V188H149ZM154 190V189H153ZM157 190V189H155ZM184 190V189H183ZM247 190V189H246ZM259 190V189H258ZM257 190V191H258ZM19 191V190H17ZM44 192V190H42ZM88 191V190H87ZM86 191V192H87ZM97 191L94 195V192ZM107 191V190H106ZM111 191V190H110ZM130 191V190H129ZM148 191V190H147ZM243 191V190H242ZM257 191H253L252 192H257ZM8 192V190H7ZM12 192V190H11ZM10 192V193H11ZM33 192V191H32ZM31 192V193H32ZM34 192H36V190H34ZM34 192L32 193L34 195ZM89 192V191H88ZM90 192V193H91ZM114 192V191H113ZM124 192V191H123ZM127 192V191H126ZM153 192V191H152ZM189 192V191H188ZM250 192V193H249ZM1 193V192H0ZM3 193V192H2ZM13 193L16 194V191H13ZM39 193L41 194L42 196V192H37L36 194V197L39 198ZM45 193V192H44ZM74 193V194H73ZM85 193V192H84ZM106 193V192H105ZM110 192H108L109 194ZM112 193V192H111ZM182 192H180L181 194ZM186 194V192H183ZM258 193V192H257ZM13 195L16 196V195ZM20 194V192L18 193ZM17 194L18 197H16L17 199L19 198V195ZM23 194V193H21ZM28 192H27V196H28ZM47 194V193H46ZM65 194V195H66ZM98 194V195H97ZM115 194V192H114ZM122 194V193H121ZM144 194H147V193H144ZM253 194V193H252ZM251 194V196H252ZM2 195V194H1ZM4 195V194H3ZM12 195V194H11ZM10 195V196H11ZM45 195V194H44ZM56 195H59V197L56 198ZM64 195V194H63ZM62 195V196H63ZM68 195V194H67ZM66 195V196H67ZM83 195V193H82ZM82 195H78L76 196L77 198L78 197H81L82 198ZM111 195V194H110ZM109 195V196H110ZM118 195V194H117ZM120 195V193H119ZM149 195V194H148ZM151 196L153 194H150ZM169 195V194H168ZM183 195V194H182ZM245 197L247 196L246 194H244ZM243 195V196H244ZM7 196V195H6ZM25 196V195H24ZM27 196H25L27 198ZM31 196V194H30ZM61 196V197H62ZM69 196V197H71ZM115 196V195H114ZM130 196V195H129ZM240 196V195H239ZM250 196V195H249ZM21 197V196H20ZM29 197V196H28ZM32 197V196H31ZM69 197L67 196L65 199L66 200H70ZM75 197V198H76ZM100 197V196H99ZM98 197V198H99ZM118 197V196H116ZM147 197V195H146ZM170 197V195H169ZM168 197V198H169ZM173 197V196H172ZM170 197L171 200L174 201V197L172 198ZM182 197V196H181ZM3 198H6L5 196ZM15 198V197H14ZM15 198V200H16ZM46 198V197H45ZM52 198V199H51ZM68 198V199H67ZM73 197V199H75ZM76 198V199H77ZM102 197H100L101 199ZM106 198V197H105ZM115 198V197H114ZM113 198V199H114ZM150 196L148 197V200H149ZM154 199H156L155 197H153ZM159 198V196H158ZM9 199V198H8ZM12 199V198H11ZM10 199V200H11ZM24 199V198H23ZM63 201H64V196H63ZM72 199V197H71ZM80 199V198H79ZM90 199V198H89ZM88 199V200H89ZM97 199V198H95ZM93 199V201L95 200ZM100 199L99 202H100ZM104 199V198H103ZM102 199V201H103ZM117 198H115L116 200ZM119 199V198H118ZM120 199H122L125 202L128 203V196H127V193H125L124 195H121ZM119 199V201H120ZM135 199V198H134ZM144 200L145 199V196L143 198ZM178 199V198H177ZM243 201H244V197L242 198ZM4 200V199H3ZM2 200V201H3ZM14 200V201H15ZM19 200V199H18ZM16 200V202H20ZM27 200H30V197L29 199L27 198ZM34 200L37 201V199H35L34 197ZM43 200V199H42ZM65 200V201H66ZM78 200V199H77ZM92 200V199H90ZM89 200V201H90ZM98 200L96 201V203L98 202ZM106 200V199H104ZM113 200V201H115ZM167 200V199H166ZM182 200V199H181ZM195 200V199H194ZM193 200V201H194ZM233 200V199H232ZM247 200V198L245 199ZM6 201V200H5ZM8 201V200H7ZM62 200H60L59 202H61ZM73 201V200H71ZM79 201V200H78ZM85 201V200H84ZM88 201V202H89ZM91 202L93 203V205L95 206L96 203L94 202ZM107 201V200H106ZM110 201V200H109ZM138 201H141V200H138ZM151 201L152 200V197H151ZM150 200L149 202L152 203ZM176 201L175 200L173 202V204H176ZM31 202V201H30ZM68 202V201H67ZM83 202V201H82ZM105 202V201H104ZM118 202V201H117ZM143 202V201H141ZM148 202V201H146ZM162 202V201H161ZM172 202V201H170ZM238 202V201H237ZM3 203V202H1ZM8 203V202H7ZM6 203V204H7ZM11 203V202H9ZM23 203V202H22ZM34 203V202H33ZM44 203V201H43ZM85 202H83L82 204H84ZM102 205L103 202H101ZM108 203V202H107ZM113 203V202H112ZM115 203V202H114ZM121 203V201H120ZM132 203V202H131ZM160 203V202H159ZM178 203V202H177ZM215 203V202H214ZM232 203V202H231ZM242 202H240L241 204ZM259 203V202H258ZM5 204V202H4ZM15 204V203H14ZM13 204V205H14ZM25 204V203H24ZM63 205L65 203H62ZM75 204V203H74ZM89 205V203H86L85 205ZM99 204V203H97ZM111 204V202H110ZM117 204V203H116ZM165 204V203H164ZM186 204V202H185ZM210 204V203H209ZM240 204H238V206L236 204H233V205H236L237 207H231L232 204H228L229 205V208L231 207V210H228L230 212H226V210H220L222 209L223 207H221L219 210L221 212H225L224 214H234L238 211H242L244 212V208L247 210L249 209L250 207H243V208H240ZM254 203H252L251 206H253ZM260 204V203H259ZM261 204H263L261 202ZM2 205L3 207V204H0ZM31 205L34 206V204L31 203ZM35 205L38 207L39 209V204L37 205V202H35ZM42 205V204H41ZM45 205V204H44ZM50 205V206H51ZM73 205V204H72ZM78 205V204H77ZM76 205V206H77ZM87 205V206H88ZM100 205V204H99ZM124 205V204H123ZM134 205V204H133ZM132 205V207H133ZM142 205V204H141ZM172 205V203H171ZM242 205V204H241ZM255 205V204H254ZM6 206V205H5ZM4 206V210L7 208H5ZM15 206V205H14ZM26 206V205H24ZM24 206H21L20 208L17 207L18 209V212L19 210H21L22 207ZM28 206V204H27ZM35 206V207H36ZM57 206V205H56ZM65 206V205H64ZM83 206V205H81ZM92 206V205H90ZM98 205H96L97 207ZM117 206V205H116ZM120 206V205H119ZM129 206V205H128ZM135 206H137V204L135 203ZM134 206V208H135ZM146 206V204H145ZM155 206V205H154ZM167 206V205H166ZM170 206V205H169ZM174 206V205H173ZM173 206H172V210H173ZM182 206V205H181ZM225 206V205H224ZM256 207L258 206L257 204L255 205ZM262 206V205H261ZM9 209H11V206H8ZM14 207V208H15ZM34 207V208H35ZM36 207V208H37ZM43 207V206H42ZM59 207V206H58ZM57 207V208H58ZM60 207H62L60 205ZM66 207V206H65ZM64 207V208H65ZM70 207V206H69ZM79 207V206H78ZM84 207V206H83ZM86 207V206H85ZM89 207V206H88ZM99 207V206H98ZM101 207V205H100ZM130 207V206H129ZM151 207V206H150ZM153 207V206H152ZM179 207V206H178ZM239 207V208H238ZM242 207V206H241ZM13 208V207H12ZM11 211H15V210ZM26 208V207H25ZM28 208V207H27ZM46 208V207H45ZM51 208V207H50ZM55 208V209H57ZM63 208V207H62ZM87 208V207H86ZM110 207H108L109 209ZM122 208V207H121ZM156 208V207H155ZM171 208V207H169ZM233 208V209H232ZM254 208V206H253ZM24 209V208H22ZM29 209V208H28ZM31 209V207H30ZM54 209V208H53ZM54 209V211H55ZM80 209V208H79ZM78 209V210H79ZM85 209V208H84ZM91 209V208H89ZM93 209V208H92ZM97 209V208H95ZM100 209V208H98ZM97 209V210H98ZM105 211H107V209L104 207ZM104 209H101V211H104ZM113 209H115L113 207ZM112 209V210H113ZM120 209V208H119ZM124 209V208H122ZM139 209V208H138ZM153 209V208H152ZM151 209V210H152ZM160 209V208H159ZM158 209V210H159ZM176 209V208H175ZM182 209V207H181ZM234 209L236 210V212H233ZM240 209V210H239ZM243 209V210H242ZM251 209V208H250ZM8 209H6L7 211ZM44 210V208H43ZM60 210H62L60 208ZM59 210V211H60ZM69 210V209H68ZM81 210H82V207H81ZM115 210H118V209H115ZM130 210V209H129ZM127 210V211H129ZM136 210V209H135ZM154 210V209H153ZM157 210V211H158ZM212 210V209H211ZM218 210V211H219ZM8 211V213L10 212ZM42 211V210H41ZM41 211H39L41 213ZM46 211V210H45ZM71 211V210H70ZM86 211V210H85ZM99 211V210H98ZM124 210H122L123 212ZM161 211H163L161 209ZM214 211H217V210H214ZM213 211V212H214ZM218 214H215L213 217L209 218V220L211 221H215V219L217 220V218L219 217L220 215V212H218ZM251 211V210H250ZM259 211H260V207H259ZM1 212V211H0ZM17 212V211H15ZM17 212V213H18ZM32 212V211H31ZM52 212V211H51ZM83 212V211H82ZM96 212V210H95ZM94 211L91 212L93 214H96ZM110 212V210H109ZM121 212V211H120ZM144 212V210H143ZM149 211H147L148 213ZM205 212V211H204ZM247 212V211H246ZM258 212V211H257ZM3 213V211H2ZM20 213H24V212H20ZM26 213V212H25ZM33 213V212H32ZM37 213V212H36ZM40 213H39V216H40ZM46 213V212H44ZM43 213V214H44ZM75 213V212H74ZM77 213V212H76ZM90 213V212H88ZM101 213V212H100ZM115 213V212H114ZM136 213V212H135ZM151 213V211H150ZM153 213V212H152ZM172 213V211L170 212ZM222 213V214H223ZM239 212H237L236 214L238 215ZM241 213V212H240ZM239 213V214H240ZM254 213V212H253ZM1 214V213H0ZM12 214V213H11ZM15 213L13 212V215ZM29 214V212H28ZM42 214V213H41ZM48 214V213H47ZM61 214V213H59ZM65 214V212H64ZM108 214V213H107ZM113 214V212H112ZM123 214V213H121ZM130 214V213H129ZM154 214V213H153ZM156 214V213H155ZM158 214V213H157ZM166 214V213H165ZM173 214V213H172ZM176 214V212H175ZM210 214V213H209ZM208 214V215H209ZM221 214V215H222ZM226 214V215H227ZM252 214V213H251ZM17 215V214H16ZM14 216L16 218H18V216ZM19 216L22 215V216H25L23 214H18ZM63 215V214H62ZM67 215V213H66ZM101 215V214H99ZM137 215V214H136ZM160 215V214H159ZM167 215V214H166ZM170 215V214H169ZM181 215H185V214H181ZM200 215V213L198 214ZM204 216V214H202ZM211 215V214H210ZM220 215V216H221ZM225 215V216H226ZM236 215V216H237ZM241 215V214H240ZM244 215V214H243ZM263 215V214H262ZM6 216V217H5ZM4 217L7 219V214L5 215ZM10 218L12 219L13 217H11V215H9ZM33 216V215H32ZM46 216H49V215H46ZM93 216V215H91ZM105 215H103L104 217ZM109 216H111L109 214ZM113 216V215H112ZM111 216V217H112ZM165 216V215H164ZM173 216V215H172ZM175 216V215H174ZM173 216V217H174ZM179 216V215H178ZM177 216V217H178ZM201 216V215H200ZM234 216V215H233ZM239 216V215H238ZM249 216V214H248ZM2 217V216H1ZM27 217V216H26ZM30 217V216H28ZM27 217V218H28ZM37 217V215H36ZM43 217V216H42ZM52 217V216H51ZM116 217H118L116 215ZM140 217V216H139ZM144 217V216H143ZM166 217V216H165ZM169 217V216H168ZM171 217V218H173ZM205 217V216H204ZM203 217V218H204ZM209 217V216H208ZM217 217V218H216ZM21 219V217H19ZM18 218V219H19ZM24 218V217H23ZM23 218H22V221L20 220H17L15 222V218H13L15 224H16V227L17 229H20L21 228V225L24 224L23 223ZM26 218V219H27ZM35 218V217H34ZM81 218V217H80ZM85 218V217H84ZM122 218V217H120ZM154 217H152L153 219ZM157 218V217H156ZM160 218L159 220H162L161 217H158ZM186 218V217H185ZM184 218V219H185ZM221 218V217H219ZM218 218V219H219ZM232 218V217H231ZM234 218V217H233ZM39 219V218H37ZM45 219V218H44ZM49 219V217L47 218ZM46 219V220H47ZM55 219V218H54ZM65 219V218H64ZM82 219V218H81ZM96 219V218H95ZM102 219V217H101ZM117 219V218H116ZM129 219V217H128ZM151 219V217H150ZM166 219V218H165ZM176 219V218H175ZM180 219V218H179ZM183 219V217H182ZM183 219V220H184ZM197 219V218H196ZM202 219V217H201ZM200 219V220H201ZM5 220V219H4ZM5 220V221H6ZM28 220V219H27ZM26 220V221H27ZM45 220V221H46ZM70 220V218H69ZM84 220V219H82ZM97 220V219H96ZM119 220V218H118ZM122 219H120L121 221ZM158 220V219H157ZM168 220V218L166 219ZM171 220V219H170ZM173 220V219H172ZM208 220V221H209ZM229 220V219H228ZM239 220V219H238ZM4 221V222H5ZM24 220V222H26ZM30 222H33V220H29ZM36 221V219H35ZM34 221V222H35ZM41 221H44V220H41ZM49 221V220H48ZM55 221V220H54ZM95 221V220H94ZM98 221V220H97ZM96 221V222H97ZM110 221V220H109ZM117 221V220H116ZM150 221V220H149ZM156 221V219L154 220ZM182 221V220H181ZM231 221V219H230ZM1 222V221H0ZM13 223V221H11ZM28 222V221H27ZM26 222V223H27ZM56 222V221H55ZM58 222V221H57ZM82 222V221H81ZM93 222V221H92ZM123 222V221H122ZM121 222V223H122ZM125 222V221H124ZM143 222V220H142ZM153 222V220L151 221ZM149 222V223H151ZM160 222V221H159ZM171 222V221H170ZM177 222V221H176ZM8 225V229H10L12 226L11 224ZM25 223V224H26ZM36 223V222H35ZM41 223V222H40ZM46 223V222H45ZM51 223V222H50ZM62 223V222H61ZM85 223V221H84ZM105 222H103V225H104ZM108 223V222H106ZM116 223V222H114ZM212 223V222H211ZM214 223V222H213ZM5 226L6 225V222L4 223ZM8 224V222H7ZM33 224V223H32ZM37 224V223H36ZM41 224H44L41 223ZM47 224V223H46ZM55 224V223H54ZM53 224V225H54ZM64 224V223H62ZM69 224V222H68ZM77 224V223H76ZM83 224V222H82ZM80 224V225H82ZM90 224V223H89ZM98 224V223H97ZM109 224V223H108ZM108 224H105L104 226L108 225ZM111 224V223H110ZM117 224V223H116ZM135 224V223H134ZM154 223H152V226L151 227H154L157 225V223L153 226ZM159 224V223H158ZM161 224H162V221H161ZM160 224V225H161ZM164 224V223H163ZM170 224V223H169ZM224 224V223H223ZM30 224L28 223V226ZM48 225V224H47ZM46 225V227H47ZM84 225V224H83ZM93 225V224H92ZM114 226V224H112ZM123 225V223H122ZM138 225V223H137ZM136 225V226H137ZM140 225V224H139ZM174 225V223L172 224ZM185 225V224H184ZM183 225V226H184ZM206 225V224H205ZM211 225V224H210ZM229 225V224H228ZM4 226V225H3ZM34 226H38L37 225H33L32 228H34ZM40 226V225H39ZM38 226V227H39ZM45 226V225H43ZM63 226V225H62ZM65 226V225H64ZM63 226V227H64ZM69 225H67L68 227ZM96 226V225H95ZM95 226H94V229H95ZM111 226V225H110ZM112 226V227H113ZM118 225H116L117 227ZM124 226V225H123ZM150 226V225H149ZM169 226V225H168ZM181 226V225H180ZM180 226H178L180 228ZM187 226V225H186ZM197 226V224H196ZM195 226V227H196ZM200 226V225H199ZM220 226V224H219ZM241 226V225H240ZM244 226V225H243ZM252 226V224H251ZM258 226V225H257ZM260 226V225H259ZM1 229H2V226H0ZM26 227V225H25ZM49 227V226H48ZM53 227V226H51ZM70 227V226H69ZM74 227V226H73ZM86 227V226H84ZM106 227H109V226H106ZM121 227V226H120ZM160 227V226H159ZM158 225L155 227V228H152V230H154V233H151L152 235V239L154 242L158 237H159V232L160 229H159ZM162 227V226H161ZM166 227V226H165ZM173 228V226H171ZM175 227L177 228L176 224L174 226L173 229H175ZM191 227V226H190ZM32 228H31V231H32ZM40 228V227H39ZM42 228V226H41ZM56 228V227H55ZM65 228V227H64ZM72 228V226H71ZM79 228V227H78ZM123 228V227H122ZM140 228V227H139ZM256 228V227H255ZM7 229V232H9V230ZM16 229V230H17ZM28 228H26V231ZM45 229V228H44ZM42 229L44 232L46 230H48L46 228V230ZM51 229V228H50ZM49 229V232L51 233ZM58 229V228H57ZM63 229V228H62ZM73 229V228H72ZM82 229V227H81ZM93 229V228H92ZM109 228H107L106 231H109L108 230ZM117 229V228H116ZM136 229V228H135ZM147 229V228H145ZM162 229V228H161ZM184 229V228H182ZM187 229V228H186ZM203 229H206L203 227ZM30 230V228H29ZM40 229V231H42ZM60 230V229H59ZM66 230V229H65ZM71 230V229H70ZM69 230V231H70ZM87 230V229H85ZM121 230V228H120ZM162 230H165L162 229ZM170 230V229H169ZM180 229H178V232H179ZM188 233L187 234H190L189 232L191 231V229H188ZM194 230V229H193ZM197 230V229H196ZM199 230V229H198ZM202 230V229H201ZM246 230V228H245ZM3 231V230H2ZM6 231V230H5ZM11 232L9 233H12L13 234V230L11 229L10 230ZM19 231V230H18ZM34 231V230H33ZM33 231L30 232L31 234H33ZM53 231H55L53 229ZM52 231V233H53ZM57 231V230H56ZM81 231V230H80ZM95 231V230H94ZM99 231V230H98ZM112 231V230H111ZM114 231V230H113ZM116 231V230H115ZM142 231V230H141ZM148 231V230H146ZM182 231V230H181ZM185 231V230H184ZM187 231V230H186ZM195 231V230H194ZM260 231V230H259ZM20 234L22 233V231L20 230L19 231ZM25 232V230H24ZM36 232V230H35ZM76 232V231H75ZM82 232V231H81ZM93 232V231H92ZM110 232V231H109ZM129 232V231H128ZM134 232V231H133ZM137 232V231H135ZM145 232V231H144ZM143 232V234H144ZM153 232V231H152ZM166 232V231H165ZM174 233V231H172ZM177 232V231H176ZM178 232L176 234H178ZM192 232V231H191ZM204 232V231H203ZM1 233V231H0ZM38 233V232H37ZM36 233V234H37ZM55 233V232H54ZM80 233V232H78ZM97 233V231H96ZM99 233V232H98ZM97 233V234H98ZM105 233V232H104ZM117 233V232H116ZM138 233V232H137ZM150 233L148 234L150 236ZM183 233V231H182ZM195 233V232H194ZM15 234V233H14ZM19 234V233H18ZM26 234V233H25ZM35 234V233H34ZM33 234V236H34ZM41 234V232H40ZM45 234V233H44ZM48 234V233H47ZM57 234V233H56ZM55 234V235H56ZM86 234V233H85ZM175 234V235H176ZM257 234V233H256ZM10 235V234H9ZM50 235V234H49ZM53 235V234H52ZM51 235V236H52ZM58 235V234H57ZM65 235V233H64ZM84 235V234H83ZM107 235V234H106ZM129 235V234H127ZM134 235V234H133ZM142 235V234H141ZM163 235V233L161 234ZM160 235V236H161ZM183 235V234H182ZM195 235V234H194ZM193 235V236H194ZM206 235V234H205ZM29 236V234L27 235ZM38 236H39V233H38ZM43 236V235H42ZM117 236V234H116ZM115 236V237H116ZM144 236V235H143ZM166 236V234H165ZM199 236V235H198ZM32 237V235H31ZM55 237V236H53ZM73 237V236H72ZM86 237V236H85ZM104 237V236H103ZM112 237V236H111ZM137 237V235H135V238ZM140 237V236H139ZM156 237V239H155ZM162 237V236H161ZM164 237V236H163ZM201 237V236H200ZM14 238L15 241L17 240V236H15ZM36 238V237H35ZM41 238V237H40ZM48 238V237H47ZM83 238V237H82ZM134 238V239H135ZM143 238V237H142ZM146 236H145V239L146 240ZM166 238V237H165ZM184 238V237H183ZM192 238V237H191ZM258 238V237H257ZM31 239V238H30ZM34 239V238H33ZM42 239V238H41ZM53 239V238H52ZM72 239V238H71ZM105 239V238H104ZM133 239V240H134ZM160 239V238H159ZM198 239V237H197ZM213 239V238H212ZM82 240V239H81ZM86 240V239H85ZM117 240V239H116ZM125 240V239H124ZM142 240V241H144ZM30 241V240H29ZM27 240V242H29ZM32 241V240H31ZM37 239H36V243H37ZM42 241V244L43 243V240ZM48 241V240H47ZM50 241V239H49ZM147 241V240H146ZM145 241V242H146ZM149 241V240H148ZM158 241V240H157ZM156 241V242H157ZM162 241V240H161ZM209 241V240H208ZM24 242V241H23ZM35 242V241H34ZM40 242V241H39ZM51 242V241H50ZM55 242V241H54ZM68 242V241H67ZM86 242V241H85ZM91 242V241H90ZM105 242V240H104ZM112 242V241H111ZM115 242V241H114ZM120 242V241H118ZM151 242V243H152ZM160 242V240H159ZM164 242V240H163ZM195 242V241H194ZM201 242V241H200ZM216 242V240H215ZM257 242V241H256ZM11 243V242H10ZM13 243V242H12ZM11 243V244H12ZM20 243V242H19ZM18 243V244H19ZM32 245H33V242H31ZM88 243V241H87ZM117 243V242H116ZM128 243V242H127ZM140 243V242H139ZM147 243V242H146ZM261 243V242H260ZM14 244V243H13ZM35 244V243H34ZM112 244V243H111ZM118 244V243H117ZM133 244V243H132ZM137 244V243H136ZM149 244V243H148ZM154 244V243H153ZM158 242L156 244V247L158 246ZM161 244V242H160ZM159 244V245H160ZM167 244V242H166ZM213 244V243H212ZM22 245V243H21ZM31 245V244H30ZM39 245V244H38ZM37 245V246H38ZM41 245V244H40ZM46 245V244H45ZM102 245L104 246V243H102ZM108 245V244H107ZM152 245V244H150ZM165 245V244H164ZM206 245V244H205ZM211 245V244H210ZM255 245V244H254ZM258 245V244H257ZM36 246V245H35ZM53 246V245H52ZM86 246V245H85ZM84 246V247H85ZM90 246V245H89ZM88 246V247H89ZM95 246V245H94ZM110 246V245H109ZM126 246V245H125ZM138 246V244H137ZM162 246V245H161ZM172 246V245H171ZM169 246V247H171ZM15 247H17L15 245ZM49 247V246H48ZM58 247V246H57ZM79 247V246H78ZM87 247V248H88ZM106 247V246H105ZM112 247V245H111ZM130 247H133V246H130ZM256 247V246H255ZM18 248V247H17ZM34 248V247H33ZM31 248V249H33ZM45 248V247H44ZM86 248V247H85ZM108 248V247H107ZM118 248V247H117ZM135 248V247H134ZM133 248V249H134ZM144 248V246L142 247ZM149 248V247H148ZM197 248V247H196ZM13 249V247H12ZM20 249V247H19ZM29 249V248H28ZM29 249V250H31ZM36 249H39L36 248ZM77 249V248H76ZM91 249V248H90ZM111 249V248H109ZM107 249V250H109ZM123 249V248H122ZM121 249V250H122ZM126 249H128L126 247ZM139 249V248H138ZM162 249V248H161ZM216 249V248H215ZM255 249V248H254ZM49 250V249H48ZM10 251V250H9ZM52 251V250H51ZM82 251V250H81ZM84 251V250H83ZM91 251V250H90ZM104 251V250H102ZM131 252V250H129ZM171 251V250H169ZM209 251V250H208ZM262 251V250H261ZM260 251V252H261ZM30 252V251H29ZM80 252V251H79ZM115 252V251H113ZM112 252V253H113ZM120 252V251H118ZM123 252V251H122ZM203 252V251H202ZM206 252V251H205ZM20 253V251H19ZM91 253V252H90ZM89 253V254H90ZM106 253V252H105ZM137 253V252H136ZM139 253V252H138ZM170 253V252H169ZM210 253V252H209ZM212 253V252H211ZM95 254V253H94ZM101 254V253H100ZM107 254V253H106ZM114 254V253H113ZM116 254V252H115ZM128 254V253H127ZM131 254V253H130ZM129 254V255H130ZM133 254V253H132ZM135 254V252H134ZM133 254V255H134ZM92 255V254H91ZM96 255V254H95ZM117 255V254H116ZM120 255V254H119ZM131 255V256H133ZM141 255V253L139 254V256ZM122 256V255H121ZM136 256V255H135ZM14 257V256H13ZM90 257V256H89ZM93 257V256H91ZM110 257V256H109ZM113 257H117V256H113ZM144 257V256H143ZM142 257V259H144ZM216 257H217V254H216ZM11 258V257H10ZM23 258V256H22ZM21 258V260H22ZM94 258V257H93ZM96 258V257H95ZM99 258V257H98ZM111 258V257H110ZM118 258V257H117ZM131 258V257H130ZM249 258V257H248ZM129 259V257H128ZM134 259V257H133ZM137 259V258H136ZM135 259V260H136ZM139 259V258H138ZM137 259V260H138ZM141 259V258H140ZM226 259V258H225ZM224 259V261H225ZM232 259V258H231ZM91 259H89L90 261ZM93 260V259H92ZM113 260V258H112ZM115 260V258H114ZM113 260V261H114ZM119 260V259H117ZM209 260V259H208ZM219 260V259H218ZM233 260V259H232ZM256 260V259H255ZM10 261V260H9ZM13 261V260H12ZM88 261V262H89ZM133 261V260H132ZM131 261V262H132ZM227 261V260H226ZM235 261V260H234ZM261 260H259L260 262ZM112 262V261H111ZM115 262V261H114ZM120 262V260H119ZM130 262V260H129ZM134 262V261H133ZM245 262V261H244ZM249 262V261H248ZM256 261H254L255 263ZM110 263V262H109ZM118 263V262H117ZM126 263V262H125ZM135 263V262H134ZM210 263V262H209ZM229 263V262H228ZM247 263V262H246ZM252 263V262H251ZM92 264V262H91ZM95 264V263H94ZM120 264V263H119ZM129 264V263H128ZM132 264V263H131ZM216 264V263H215ZM224 264V262H223ZM257 264V263H256Z\"/></svg>",
  "mask_w": 264,
  "mask_h": 264
}]
</instances>
